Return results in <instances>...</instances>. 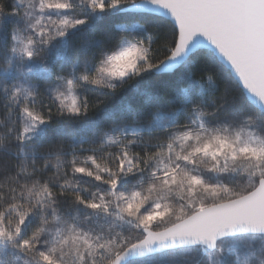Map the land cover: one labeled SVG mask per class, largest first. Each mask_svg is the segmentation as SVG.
Listing matches in <instances>:
<instances>
[{
	"label": "snow or ice",
	"instance_id": "obj_1",
	"mask_svg": "<svg viewBox=\"0 0 264 264\" xmlns=\"http://www.w3.org/2000/svg\"><path fill=\"white\" fill-rule=\"evenodd\" d=\"M0 264H264V0H0Z\"/></svg>",
	"mask_w": 264,
	"mask_h": 264
},
{
	"label": "trees",
	"instance_id": "obj_2",
	"mask_svg": "<svg viewBox=\"0 0 264 264\" xmlns=\"http://www.w3.org/2000/svg\"><path fill=\"white\" fill-rule=\"evenodd\" d=\"M129 88H131V85H129ZM127 95L130 97L131 96V93H127Z\"/></svg>",
	"mask_w": 264,
	"mask_h": 264
}]
</instances>
